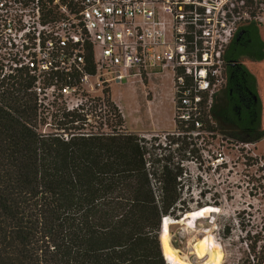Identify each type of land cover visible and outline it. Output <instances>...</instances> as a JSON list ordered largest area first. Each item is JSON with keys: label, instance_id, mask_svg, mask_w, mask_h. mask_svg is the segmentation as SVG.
<instances>
[{"label": "trees", "instance_id": "obj_1", "mask_svg": "<svg viewBox=\"0 0 264 264\" xmlns=\"http://www.w3.org/2000/svg\"><path fill=\"white\" fill-rule=\"evenodd\" d=\"M237 2L253 11L264 5ZM243 58L264 60L256 24L240 28L227 50V85L215 100L213 131L257 144L264 139L262 102ZM88 71L95 73L92 65ZM108 101L116 111L114 130L90 124L91 135L69 141L27 127L34 118L28 106L0 103V264H169L163 218L180 220L189 211L176 154L188 157L198 148L186 137H170L166 147L149 150L138 134L118 129L124 120ZM85 120L68 114L60 127L75 134L84 129L75 122ZM260 248L257 264L264 261V244Z\"/></svg>", "mask_w": 264, "mask_h": 264}, {"label": "built area", "instance_id": "obj_2", "mask_svg": "<svg viewBox=\"0 0 264 264\" xmlns=\"http://www.w3.org/2000/svg\"><path fill=\"white\" fill-rule=\"evenodd\" d=\"M251 23L264 24V5L253 11L237 0H0V103L28 106L34 118L27 127L69 141L91 135L93 114H113V84H144L166 72L176 128L149 136L151 143L140 137L149 150L166 147L170 137L201 147L221 137L213 109L227 85V50ZM68 114L86 118L75 122L84 129L65 132L60 124ZM226 140L236 148L256 145ZM217 156L218 164L228 163L224 153Z\"/></svg>", "mask_w": 264, "mask_h": 264}, {"label": "rangeland", "instance_id": "obj_3", "mask_svg": "<svg viewBox=\"0 0 264 264\" xmlns=\"http://www.w3.org/2000/svg\"><path fill=\"white\" fill-rule=\"evenodd\" d=\"M257 26L259 35L264 41V24ZM242 63L247 67L250 66L256 73L262 102L261 124L264 128V61L254 62L243 58ZM252 63L257 67L250 65ZM147 82L145 81L144 84ZM142 84L136 82L113 84L110 89V101L118 110V114L122 116L120 108L113 101L112 94L115 97L122 96L127 104V125L131 128L150 127L158 118L166 119L171 115V102L165 97L171 89V75L165 72L164 75L150 79L152 90L149 93L152 94L151 99L155 101V116H151L145 108V97L150 95ZM97 110L100 108L97 107ZM112 112L113 114L107 110L98 112L99 117L92 118V124L111 133L117 122L114 115L116 111ZM118 129L125 131L124 122ZM172 131L146 132L138 135L148 136L147 140L150 141L149 136L153 134ZM197 148L198 152L188 157L183 153L176 154V162L181 163L180 166L183 168L180 185L183 203L189 211L213 205L219 207L221 212L216 215V220L194 218L189 224L173 225L170 230L172 243L196 262L193 244L203 234H209L211 241L213 239L215 245L220 246L223 251L221 264H257L260 246L264 244V139L254 148L247 149L236 148L234 144L220 136L209 137L201 147ZM220 152L224 153L228 163H217L216 158ZM154 186L156 190L160 187L156 183ZM255 244L256 252H252L251 247ZM169 264L184 263L177 261Z\"/></svg>", "mask_w": 264, "mask_h": 264}, {"label": "bare ground", "instance_id": "obj_4", "mask_svg": "<svg viewBox=\"0 0 264 264\" xmlns=\"http://www.w3.org/2000/svg\"><path fill=\"white\" fill-rule=\"evenodd\" d=\"M203 209V210H202ZM221 210L217 206L206 205L200 208H197L192 211L186 212L180 220H175L168 218L167 221H164V230L161 237L163 238V243L165 249L168 253V260L170 263L180 261L184 264H221L223 260V251L220 246L211 247V241L209 234H203L194 244V256L196 262L191 260L187 255L183 254L171 241V227L175 224H189L192 219L196 218L197 220L208 219L216 220L217 214H220ZM219 216V215H218ZM174 220L169 222V220ZM164 253V252H163Z\"/></svg>", "mask_w": 264, "mask_h": 264}, {"label": "crops", "instance_id": "obj_5", "mask_svg": "<svg viewBox=\"0 0 264 264\" xmlns=\"http://www.w3.org/2000/svg\"><path fill=\"white\" fill-rule=\"evenodd\" d=\"M259 62H261V61H259ZM250 65H252L253 67L256 66L255 63H252ZM247 68L256 77L255 71H253L250 68V66H248ZM256 70H258V69H256ZM162 75H164V74H162ZM142 85L146 88L145 91L147 92V94L150 95V96H147L149 99L147 97H145V108H146L147 112L149 114H151V116L152 115L155 116V113H156V108H154L155 101H153V99H151L152 98V94L149 93L152 90L151 87H150V80H148V82L146 84H142ZM165 95H166L165 97L167 98V100L168 101L170 100V102H171V115L169 116V118L168 117L166 119L158 118L157 121L154 123V125H152L150 127H142V128H137V127L134 128V127H132L131 128V127H129L127 125V104L125 103V101H124V99H123L122 96L121 97H115L112 94L113 101L120 108V110L122 112V116H123V120H124V129H125V132H131V133H135V134H141V133H146V132L172 131V130H175L176 122H175V112H174L172 82H171L170 92L166 93Z\"/></svg>", "mask_w": 264, "mask_h": 264}, {"label": "water", "instance_id": "obj_6", "mask_svg": "<svg viewBox=\"0 0 264 264\" xmlns=\"http://www.w3.org/2000/svg\"><path fill=\"white\" fill-rule=\"evenodd\" d=\"M163 225H164V222L162 221V229H161V235H162V232H163V230H164V227H163ZM161 235H160V238H161ZM165 257V256H164ZM165 259H166V261H167V263L169 262V260H167V258L165 257Z\"/></svg>", "mask_w": 264, "mask_h": 264}]
</instances>
